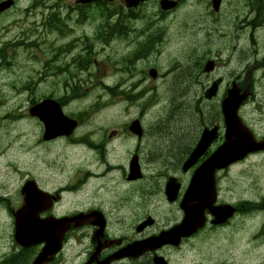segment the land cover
<instances>
[{
  "label": "rangeland",
  "instance_id": "374dc122",
  "mask_svg": "<svg viewBox=\"0 0 264 264\" xmlns=\"http://www.w3.org/2000/svg\"><path fill=\"white\" fill-rule=\"evenodd\" d=\"M69 1L76 2V0ZM22 3L23 6L29 5L30 0H22ZM154 11L161 16L157 7L154 8ZM186 11H193L194 15L187 17L185 15ZM181 12H183L182 15L184 17L181 23L182 26H187L189 30L192 29L190 26L194 24L199 29V32L197 33L196 29L193 34L208 35V32L203 26V23L206 25L207 22L202 16H196L199 13V9L193 0H185ZM69 13L71 14L70 21L77 22L78 17L74 7L70 9ZM153 18L155 16H152L149 20L156 21ZM54 21L53 23L56 24V20ZM138 27L145 34L142 31L145 25H138ZM129 30L128 28L121 27V31L125 35L132 33L133 30L131 28ZM246 44L250 49L254 45L252 42ZM247 47L245 46L244 49ZM44 50H47V45ZM154 50L152 49V51ZM249 55L252 54L249 53ZM8 56L14 57L10 51L1 50L0 63L4 64ZM26 56L28 55L25 53L20 54V61L14 60L13 67L4 66L0 68V99L2 102L0 119H11V122L0 123V129L9 131L6 132V135L10 137L13 136L14 132L18 134L17 137L10 139L11 143L7 147L0 149V187L3 188L1 192H5L12 200L9 203H5L9 204L10 207L14 206L21 199V187L26 180L36 178L38 182L48 189H60L66 186L65 182L68 181V175L71 174L72 169L79 167L83 161L82 155L77 148L68 145L63 140L45 141L40 127L36 126L35 130H33L32 125L27 121L30 119L29 107L31 104L41 100L45 96L52 95L53 91L57 90L56 94L58 95L56 97H61L62 95L60 94L61 92H65L64 88H66L67 84L65 79H63L65 75L61 76L60 79L42 77V83L33 84L31 90L22 89L20 87V81L28 82V77L34 76L35 72L42 70L47 65H51L48 61L49 56L43 51L40 52L39 57L28 56L27 65L24 62L27 60ZM8 65L11 66L9 63ZM59 74H63V71H60ZM149 77L151 78L150 75ZM76 81L81 83L79 80ZM167 81L168 79L161 76L159 79H152L149 86L152 89L153 85H160ZM186 83L189 85L184 86L186 84L174 81L167 85V90L170 95L152 96L153 100L157 97H171V110H168V114L167 110L163 111L167 117V125L156 126L155 128V131H157L156 134L162 136L161 139H156L155 143L157 148L164 144V142L166 144L175 142L176 137H186L187 143H189L196 131V125L200 115H204L206 119L210 116V111H206L204 114L199 111L200 107L208 108V106L199 100L200 96L194 93L192 88H183L189 87L192 84L191 81H186ZM173 86L175 87L174 89L168 88ZM14 91L16 94L12 93ZM107 92L108 90H101L97 84L91 85L87 91V93L94 97L101 95L102 100H108L109 96ZM153 93L154 91H152ZM259 98H264V90H261ZM70 100L68 99L64 104L67 110L73 114L80 112L88 106L82 100ZM156 110L154 109L153 111ZM10 111L11 115H8ZM12 113L16 115L12 116ZM124 113L125 111L121 109L108 108L96 112L93 117L119 119V117H126ZM149 117H153V115H148L147 118ZM152 134L154 136V131ZM154 155H156V152H154ZM254 160L258 162L254 163ZM162 161L155 160L153 164L155 169L162 173H174L173 170L179 168V164L170 162L168 163V167H166L162 164ZM222 188V196L229 202L237 203L247 199L255 201L262 200L263 202L264 160L254 158L251 161L234 165L229 172L224 173ZM262 202L259 204L264 207V203ZM116 204L115 202L111 203L109 208L114 209ZM78 207L82 206L77 201V197L73 193H67L61 204L57 207V213L76 210ZM176 207L179 209V206ZM3 215L5 213L3 212L2 214V211H0V221ZM181 218V212H178L173 207L168 213L167 218L160 221V226L175 224ZM120 220L122 219L120 218ZM263 223L264 212H260L253 216L244 214L233 225L231 223L224 227H209L198 237L187 242L182 247L183 256L179 251L174 260V264H233L231 261L225 260V254L231 255L234 262L245 261L244 264H259V262H262L264 264V239L261 232L254 229V227L261 226ZM78 246H81L80 255L75 257V250ZM84 247L80 241L79 234H73L67 242L64 252L65 258L67 260L74 258L77 261H81L84 257L82 254Z\"/></svg>",
  "mask_w": 264,
  "mask_h": 264
},
{
  "label": "flooded vegetation",
  "instance_id": "af4514ba",
  "mask_svg": "<svg viewBox=\"0 0 264 264\" xmlns=\"http://www.w3.org/2000/svg\"><path fill=\"white\" fill-rule=\"evenodd\" d=\"M114 1L118 2L119 8H124L128 12L133 9L125 6V0ZM211 1L212 0H207L204 2L208 4V8L205 10V13L207 14L206 18H210V21H208L206 25L203 23L208 35L193 34V40L195 42L193 54L196 60L194 71L181 73L176 77V80L181 84H186L184 86L189 85L186 81H191L192 84L189 87L183 88H192L193 91L199 93L204 92L212 84H215L218 81L220 94H225L232 86L234 76L236 75V77H242L243 71L245 73L247 72L249 60L262 65L263 60L256 57L255 52L253 55H249V49L246 43L252 42L256 46L260 42L264 41V23L262 25L259 24L260 20H264V0H222L218 10L213 9V3ZM34 3L35 19L38 29H40L41 25H43L45 29H57L60 27L59 24L54 23L41 24L39 21L40 0H34ZM103 3V1L99 2V4ZM146 3L147 2L141 3L139 7L146 5ZM167 15L168 12H163L164 20H166L164 23H167ZM101 26H107L109 28L125 27L129 30V27L120 23L101 24ZM145 26L147 30L156 27L155 25ZM190 28H192V32L195 33L197 27L193 24ZM161 31V40L168 41L171 32L167 28V24L162 25ZM176 36L177 34L172 39ZM245 46L247 47L246 49H244ZM84 51L85 48H81L79 53ZM133 53L137 54V51ZM213 57L219 59V68L214 72H206L204 70V64L208 58ZM223 57L230 58L232 61H235L238 58V67L233 74L232 67H229L226 71L228 76H223V73L219 72V69L223 64ZM175 69H177V64L172 65L171 67V70ZM206 106H208V108L205 107L201 110L199 109V111L203 114L206 111H210L209 118L205 119L211 127L219 125L220 131L212 145L207 149L205 155L202 156L194 166H192L190 173L186 176L192 175L198 165L203 160L211 156L212 152H214L217 147H220L225 141V125L222 119V113L217 108H215L216 112H214L212 106L209 104H206ZM202 116L204 117V115H200L198 119L197 124L199 125H196L200 128V119ZM199 136V133H194L190 142L197 141ZM161 137V135H156L154 141L148 144L152 146L156 152L155 160L168 161L165 163V166H168L169 162L179 164V168H175L173 172H183L182 163L185 156L190 153V150L187 148V138L176 137L175 142L170 144H166L164 142V144L158 146L157 148L155 143L156 139L159 140ZM127 142V139H123L122 146H125ZM135 143L136 140L132 139L129 144L135 145ZM106 144L109 145V142H106ZM225 171L226 170L224 169L218 170L220 173ZM66 190H69V187L68 189L65 188V191ZM100 190L101 192L97 190L93 191V195L90 200L87 199L84 202V204H87L85 208L87 212L96 209L97 213H99L97 215L95 214L97 219L100 220L104 218V220H106V228L102 237L99 239V242L97 240H93V236L98 229V225L90 224L73 229L69 233H80L83 230H86V233L90 235L89 246H85L82 251L84 256L83 259L81 261H77L74 258L67 260L64 255L65 248H63L58 254L47 256L44 264H156L155 259L158 257H163L168 264H174V260L178 252H181L182 250L183 243L190 238L184 239L178 246L166 244L155 250H148L131 256L126 255L130 253L131 248L128 247L133 243L144 241L152 236H155L168 227V225L160 226V221L162 219H166L168 215V211L165 206L163 204L156 203L160 194L158 192H153V199H148L145 202L139 203L138 207L134 208L131 212L126 213L123 211L120 213V202H117L114 209L109 208V205L116 199L115 195L109 190ZM56 191L57 190H54L55 193ZM57 196H61V200L59 202L54 201L55 207L50 206L51 201L48 199L39 200L40 207L44 209L39 216L45 217L50 214L59 216L55 209L57 204L60 203L65 196L63 195L62 190H60V193L57 194ZM93 200H95V202L91 204ZM6 202L9 203V200L4 198L0 199V211H2V214L3 212L5 213L0 221V264H34L40 256L44 244L38 243L36 245L22 246L16 239V218L18 217L16 213L19 209L24 207L25 201L21 197V199L18 200L12 207H10L9 204H5ZM238 209L239 211L241 210L239 207ZM61 215L63 216L65 214ZM20 217L23 219H36V217L33 216L20 215ZM120 218L122 220H120ZM230 222L231 221H228L224 225H227ZM209 224L211 223L209 222L208 225ZM80 249L81 248L77 250L80 251ZM79 255L80 253L74 256L78 257Z\"/></svg>",
  "mask_w": 264,
  "mask_h": 264
},
{
  "label": "water",
  "instance_id": "95a60500",
  "mask_svg": "<svg viewBox=\"0 0 264 264\" xmlns=\"http://www.w3.org/2000/svg\"><path fill=\"white\" fill-rule=\"evenodd\" d=\"M84 2H88L91 0H83ZM129 4H138L141 0H127ZM233 96L228 97L224 105L226 106V109L229 113L228 115V123L230 125L229 130V140L231 137L233 139L239 137L240 135L236 134L234 131L235 121L234 117L236 115V109L237 105L240 103L241 99L234 100ZM50 100H45L44 102L37 104L34 108L31 109V112L33 114H37L43 121L46 126V133L45 138L50 139L58 135V133L61 134H67L68 131H60L63 128H69L72 130L74 126L76 125L75 122L71 121L69 118L65 117L60 107L53 103L49 102ZM53 121L55 123H53ZM250 142L247 139H244L240 142H238L235 146L233 145V154L228 156H222L220 154H217L213 156L212 158H209L205 164L204 167H206L203 170L198 171L193 180L192 184L188 190V193L186 195V198L184 200V207L186 209V218L182 225L179 226L178 231L181 233V235H186V233H190L193 229V227H198L201 223L198 222V217L196 216L197 210H203L206 206H208L207 200L204 201L201 199V192L202 187L205 185L206 188H210L211 186V178H213V175L211 173H214L217 168L225 167L229 163H232L234 161H237L241 159L245 154L246 151L243 148L238 149L239 147L243 145H248ZM31 181H28V186L30 187ZM213 213L216 215V223H223L228 218L232 217L235 209L231 206H220V207H213L212 208ZM76 222L77 225L84 224L86 222H93L97 223L95 221H92L90 216H86L84 214H80L75 217H66L59 220H53L48 221L46 223H43L42 226L38 225L37 222H24L18 221V225H24V227H21V230H23V234L18 236V240L22 244H30L33 242L38 241H46V247L45 251L39 256L37 259L36 264H44V262L47 259V256L50 254L55 253L59 248V243L61 242V238L64 234V232L67 230V228L70 226L71 223ZM171 232L177 233V231L174 229ZM143 245L150 246V242H144ZM134 247H131V250H135L134 248H137V245H133Z\"/></svg>",
  "mask_w": 264,
  "mask_h": 264
},
{
  "label": "bare ground",
  "instance_id": "6f19581e",
  "mask_svg": "<svg viewBox=\"0 0 264 264\" xmlns=\"http://www.w3.org/2000/svg\"><path fill=\"white\" fill-rule=\"evenodd\" d=\"M85 9L87 10V11H92V12H96V10H97V7H95V6H93V5H86L85 6ZM53 22H55V21H53ZM199 32V29H197V33ZM160 37H161V34H158V35H156V39H160ZM152 47H154L153 45H151V44H148V49L149 50H151L152 51V49H154V48H152ZM173 95V94H172ZM175 96V95H174ZM179 97H181V96H179ZM182 99V98H181ZM176 101V100H175ZM246 101V99H244V102ZM168 112L169 111H167V114H168ZM182 130V129H181ZM186 138V137H185ZM166 162H168V161H166V160H163L162 161V164L165 166V163ZM166 167H168V166H166ZM115 204L118 202L117 201V199H115Z\"/></svg>",
  "mask_w": 264,
  "mask_h": 264
}]
</instances>
